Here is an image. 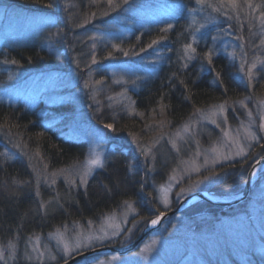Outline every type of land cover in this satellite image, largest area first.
Returning a JSON list of instances; mask_svg holds the SVG:
<instances>
[{"label": "trees", "instance_id": "trees-1", "mask_svg": "<svg viewBox=\"0 0 264 264\" xmlns=\"http://www.w3.org/2000/svg\"><path fill=\"white\" fill-rule=\"evenodd\" d=\"M168 1L174 3L173 7L158 20L109 42L91 45L93 31L105 29L109 23L123 17L131 19L137 8L158 7L163 1L114 0L113 7L107 0H0V8L6 11L55 19L54 25L38 31L30 43L0 49V88L20 84L32 72L56 67L62 62L74 63L82 75L94 52L99 62L104 61L105 56L109 62L122 63L144 62L157 55L161 58L155 75L145 80L137 91H132L135 114L142 117L127 115L119 107L110 110L105 104L93 116L97 123L115 124L107 135L109 145L115 147L84 187L58 181L54 186L43 185L37 191L31 155L36 154L48 168L58 169L81 162L88 144L85 140L63 138L36 113L0 99L1 243L15 240L21 246L34 234H46L65 224L97 221L127 201L134 202L137 209L134 218L141 221L135 239L162 213L154 184L166 178L179 158L165 142L161 143L156 148L153 173L147 174L130 142L131 135L140 136L145 132L147 121L143 123L144 120L158 109L163 111L169 125L176 127L197 108L244 97H264V64L247 82L229 49L223 45L225 40L243 42L244 51L250 54L251 41L264 33V26H256L253 19L248 22L251 18L248 13L241 8L234 9L228 0ZM243 2L264 12V0L237 1ZM154 40L157 43L152 44ZM189 44L196 50L194 53L186 50ZM208 53H211V62ZM102 74L104 84L110 86L108 93L114 92L118 86L112 84L111 76L100 72L96 77ZM216 132L215 127L207 126L201 135L205 141L204 138L215 137ZM16 143L25 146L28 152L19 151ZM123 145H127V153ZM14 154H18L17 157H13ZM263 155L264 137L242 159L214 168L204 190L221 195L242 192L252 164ZM262 168L256 182L264 178ZM222 211L224 208L202 199L190 203L182 213L194 216Z\"/></svg>", "mask_w": 264, "mask_h": 264}, {"label": "rangeland", "instance_id": "rangeland-1", "mask_svg": "<svg viewBox=\"0 0 264 264\" xmlns=\"http://www.w3.org/2000/svg\"><path fill=\"white\" fill-rule=\"evenodd\" d=\"M160 1L163 2L158 7H139L133 11L135 17H123L109 23L105 29L93 31L91 45L100 41L109 42L116 36L131 33L135 28L163 17L174 3ZM238 5L236 9H243L251 17L248 22L253 19L259 27L260 9L253 4L248 7L247 2ZM54 24L52 17L22 15L0 8V49L26 45L38 31ZM262 40L264 33L253 38L250 54L244 51L243 42L224 41L223 45L229 49L232 60L247 82L251 81L248 75L251 65L256 64L251 79L257 68L263 65ZM160 61V55H157L144 62H109L106 56L104 61L99 62L94 52L82 75H79L74 63L66 65L62 62L56 67L48 66L32 72L20 84L0 88L1 100L22 105L36 113L46 126L63 138L85 140L88 144L83 161L58 169L48 168L36 154L31 155L33 161L30 163L38 192L41 186H54L58 181L74 187L86 185L94 172L104 165L108 152L113 148L109 145L107 133L115 128V124L97 123L93 116L105 104L110 110L119 107L127 115L142 117L139 113L135 114L132 91H137L145 80L155 75ZM100 72L111 76L112 84L118 86L114 92L108 93L110 86L104 84V74L96 77V73ZM220 105H223L222 111ZM143 123L145 132L140 136L131 135L130 142L149 176L154 170L156 148L161 143L165 142L179 157L166 178L154 184L157 204L161 212H165L173 209L190 193L208 192L204 187L209 177L213 176L214 168L242 159L264 137V129L261 128L264 124V97H244L197 108L176 127H171L163 111L158 109ZM109 124L111 129L105 127ZM207 126L215 127L217 132L215 137L204 138V141L201 133ZM237 144L244 148L243 155H236ZM15 146L23 153L28 152L19 143ZM97 158L101 162L99 165L90 163ZM262 167L264 165L256 171L247 199L237 205L216 214H173L151 232L138 250L126 255L95 254L75 264H264V178L255 180ZM181 189L184 191L181 192ZM238 194L214 192L211 197L223 201ZM194 201L196 199L190 203ZM136 214L134 202L127 201L97 221L65 224L46 234H34L21 246L15 240L0 242V264H58L89 249L127 244L139 232L141 221L134 218Z\"/></svg>", "mask_w": 264, "mask_h": 264}, {"label": "water", "instance_id": "water-1", "mask_svg": "<svg viewBox=\"0 0 264 264\" xmlns=\"http://www.w3.org/2000/svg\"><path fill=\"white\" fill-rule=\"evenodd\" d=\"M262 165H264V156L260 157L251 167V170L248 173V177H247V181L244 187V190L242 191V193L238 196H236L235 198H232L231 200H227V201H219V200H215L213 199L208 192H203V191H196L193 193L188 194L187 196H185L183 199H181V201L179 202V204L169 210V211H165L161 214H159L157 217H159V222L155 225H153L151 223V221L146 225V227L142 230V232L138 235V237L131 243H128L126 245H106V246H100V247H96L93 249H89L86 251H83L81 253H77L75 255H73L72 257H70L67 260H64L58 264H75L77 262H79L82 259H85L87 257H90L92 255L95 254H110V253H118L120 255H126L131 253L132 251H134L135 249H138L140 247V245L143 243V241L148 237V235L155 229H157L160 224L168 217L172 216L173 214H176L180 211H182V209L184 208L185 205H187L189 202H191L194 199L197 198H202L203 200L208 201L209 203L215 205V206H219L222 208H229L232 207L234 205H237L238 203L244 201L247 199L250 191H251V185H252V175L254 173V171L256 169H258L259 167H261ZM156 217V218H157ZM154 218V219H156Z\"/></svg>", "mask_w": 264, "mask_h": 264}, {"label": "snow or ice", "instance_id": "snow-or-ice-1", "mask_svg": "<svg viewBox=\"0 0 264 264\" xmlns=\"http://www.w3.org/2000/svg\"><path fill=\"white\" fill-rule=\"evenodd\" d=\"M107 2H108V4H109V6H115L114 5V0H107ZM202 2V0H197V3H201ZM228 3L235 9V8H237L239 5H238V3H237V0H228ZM223 6V5H222ZM248 7H252V5H251V3H248ZM259 19H260V23H261V25L262 26H264V12H262V13H260V17H259ZM155 43H157V41H152V44H155ZM262 44H264V40H262V42H261ZM152 45L150 44L149 45V47H151ZM185 48H186V50H191V52H195L196 50L194 49V48H192V46L189 44V45H186L185 46ZM125 55H127V53H125ZM207 56H208V59H209V62H211V53H208L207 54ZM96 61H95V58H93V63H95ZM261 64H264V61H261ZM256 68V64L255 63H253L252 65H251V67L249 68V70H248V75H249V79L251 80V77H252V69H255ZM219 108H220V110L222 111L223 110V105H220L219 106ZM213 122H215V121H213ZM105 127H107V128H109V129H111L112 128V125L111 124H109V125H106ZM261 128L262 129H264V124H261ZM228 135V133L227 132H225V136H227ZM253 139L255 138L254 136L252 137ZM244 154V148L242 147V146H240L239 144H237V152H236V155H243ZM90 163L91 164H93V165H99L101 162H100V160L97 158V159H93L92 161H90ZM184 191V189H181V192H183ZM168 205H167V201H165V207H167ZM159 222V217H157L156 219H153L152 221H151V223L153 224V225H155V224H157Z\"/></svg>", "mask_w": 264, "mask_h": 264}, {"label": "bare ground", "instance_id": "bare-ground-1", "mask_svg": "<svg viewBox=\"0 0 264 264\" xmlns=\"http://www.w3.org/2000/svg\"><path fill=\"white\" fill-rule=\"evenodd\" d=\"M108 133H109V132H108ZM108 133H107V134H108ZM112 145H113V144H112ZM114 147H115V146L113 145L112 150L114 149ZM123 151H124V153H127V148L124 147ZM263 156H264V155H263ZM261 157H262V156H261ZM83 160H84V159H83ZM83 160H82V161H83ZM255 162H256V161H255ZM255 162H254V163H255ZM254 163H253V164H254ZM75 164H76V163H75ZM253 164H252V166H253ZM252 166H251V167H252ZM250 170H251V169H250ZM250 170H249V171H250ZM256 171H257V169L254 171V173H253V175H252V176H253V177H252V180H254V177H255ZM94 173H95V172H94ZM248 173H249V172H248ZM247 177H248V175H247ZM257 178H258V174H257V176H256L255 179H257ZM262 179H263V178H262ZM246 181H247V179H246ZM246 181H245V183H244V187H245ZM252 188H253V181H252V185H251V189H252ZM243 190H244V188H243ZM241 193H242V192H240L238 195H240ZM231 199H232V198H230V199H228V200H231ZM196 200H202V198H197ZM219 200H220V199H219ZM180 201H181V200H180ZM180 201H179V202H180ZM221 201H222V200H221ZM223 201H227V200H223ZM179 202L176 204V206L179 204ZM192 203H193V202H192ZM189 204H190V202H189L187 205L184 206V208L182 209V211H180V212H178V213H182V212H184L183 210H184ZM174 208H175V207H174ZM176 214H177V213H176ZM103 216H104V215H103ZM103 216H102V217H103ZM168 218H169V217H168ZM166 219H167V218H166ZM166 219H165V220H166ZM160 225H161V224H160ZM150 234H151V233H150ZM150 234H149V235H150ZM149 235H148V236H149ZM137 237H138V236H137ZM137 237H136V238H137ZM136 238H135V239H136ZM135 239L131 240L129 243L133 242ZM127 244H128V243H127ZM124 245H126V244H124ZM140 246H141V245H140ZM139 248H140V247H139ZM139 248H138V249H139ZM138 249H135L134 251H136V250H138ZM134 251H132V252H134Z\"/></svg>", "mask_w": 264, "mask_h": 264}]
</instances>
